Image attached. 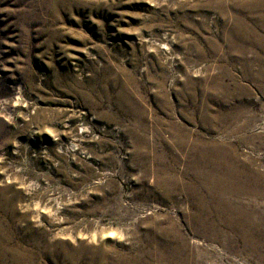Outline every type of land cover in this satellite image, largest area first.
<instances>
[{"label": "rangeland", "instance_id": "rangeland-1", "mask_svg": "<svg viewBox=\"0 0 264 264\" xmlns=\"http://www.w3.org/2000/svg\"><path fill=\"white\" fill-rule=\"evenodd\" d=\"M263 2L0 0V264H264L189 166L264 173Z\"/></svg>", "mask_w": 264, "mask_h": 264}, {"label": "bare ground", "instance_id": "bare-ground-1", "mask_svg": "<svg viewBox=\"0 0 264 264\" xmlns=\"http://www.w3.org/2000/svg\"><path fill=\"white\" fill-rule=\"evenodd\" d=\"M241 28V37L253 36L250 28L246 26ZM261 43L264 49V43ZM262 80H264V76ZM215 148V155L211 152L212 149L214 150L213 146L208 151L205 149H203L205 151H198L199 154L197 155L196 161L199 163V168L192 167L191 164L189 165L194 172L193 178L197 180V185L194 187L195 189H192L196 190L198 195L200 191L204 193L202 198L204 201L201 202L200 205L205 215L211 219V222L209 221L210 230L214 233H218L217 230L220 228L222 231V227H229L234 235V238L231 236L234 239L233 243L238 242L236 239H240L241 237L243 240L242 245H244L247 250V247L253 243L252 233L259 231L260 228L264 226V173H259L257 170L253 171L250 166L246 168V166L244 167L238 164L236 159H231L232 154L229 155V153L225 151L226 147L215 145ZM193 194L195 193L193 192ZM218 227L220 228L218 229ZM228 239H230V235ZM227 242H229V240H227ZM262 243L258 240L255 244L253 243L254 246H252V248L255 250L257 245ZM255 256L257 255L255 254ZM259 257H261V255Z\"/></svg>", "mask_w": 264, "mask_h": 264}]
</instances>
